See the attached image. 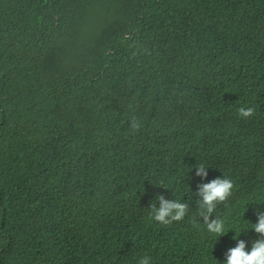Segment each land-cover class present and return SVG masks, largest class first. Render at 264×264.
<instances>
[{
  "label": "trees",
  "instance_id": "16d2710c",
  "mask_svg": "<svg viewBox=\"0 0 264 264\" xmlns=\"http://www.w3.org/2000/svg\"><path fill=\"white\" fill-rule=\"evenodd\" d=\"M261 212L264 0H0V264H223Z\"/></svg>",
  "mask_w": 264,
  "mask_h": 264
},
{
  "label": "clouds",
  "instance_id": "9594fccd",
  "mask_svg": "<svg viewBox=\"0 0 264 264\" xmlns=\"http://www.w3.org/2000/svg\"><path fill=\"white\" fill-rule=\"evenodd\" d=\"M238 113L241 118L247 119L255 114V110L251 106H246L239 108ZM196 171L197 175L201 177L207 176L204 165H200ZM232 189L233 183L227 178L213 179L210 182L201 184L198 189L197 194L201 198L198 201V205L202 209L201 215L203 216L206 230L218 238L226 235L230 230L226 226L224 219H211V215L218 204L229 198ZM158 200L160 207L156 208L153 205L149 215L153 221L161 225H168L173 221H181L188 212V204L182 203L181 199L166 200L161 195ZM248 229L259 234V238L252 242L250 247L246 241L239 239L241 234ZM231 231L235 233L233 239L237 243L235 247L228 249L223 264H264V212L258 214L255 223H245ZM138 264H150L149 257H141Z\"/></svg>",
  "mask_w": 264,
  "mask_h": 264
}]
</instances>
